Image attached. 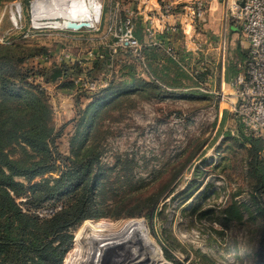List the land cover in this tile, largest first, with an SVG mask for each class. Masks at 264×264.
Instances as JSON below:
<instances>
[{"label":"rangeland","instance_id":"rangeland-1","mask_svg":"<svg viewBox=\"0 0 264 264\" xmlns=\"http://www.w3.org/2000/svg\"><path fill=\"white\" fill-rule=\"evenodd\" d=\"M35 1L0 0L4 62L15 66L22 58L16 65L27 75L15 78L12 94L1 92L0 98L22 104L15 96L20 86L41 91L56 149L84 162L97 154L89 179L99 175L98 183L107 190L97 194L98 185L94 192L96 201L108 206L103 210L106 217L84 220L69 230L71 246L61 264L70 257L79 259L76 249L98 242L106 249L122 237L131 244V250L122 252L129 264H151L158 257L167 264H264V219L252 200L255 178L249 147L239 138V130H245L221 101V93L231 89L219 78L212 86L202 78L196 86L185 76L176 78L172 70L167 71L174 86L161 89L123 50L94 78L64 75L94 59L90 51L110 53L107 49L115 40L110 27L119 26L126 9L142 10L139 4L150 0H95L93 17L72 27L51 26L47 18L35 23ZM216 23L218 35L220 21ZM232 33L229 27L230 65L240 60L237 50L244 51L246 45L239 32ZM130 63L135 69L131 75L124 67ZM152 65L160 70L155 62ZM56 69L61 73L54 77ZM79 77L97 80V88L84 89ZM259 145L264 150V143ZM6 152L10 159L22 158L18 148ZM58 177L59 173H51L30 182L13 179L24 186L45 179L52 185ZM37 196L13 195L23 213L37 217L48 205L65 207L73 195L40 204ZM86 254L85 249L81 258ZM12 261L4 264H20L21 256Z\"/></svg>","mask_w":264,"mask_h":264},{"label":"trees","instance_id":"trees-1","mask_svg":"<svg viewBox=\"0 0 264 264\" xmlns=\"http://www.w3.org/2000/svg\"><path fill=\"white\" fill-rule=\"evenodd\" d=\"M136 35L140 37V28H137ZM165 37L178 38V34ZM3 49L0 45V93L12 94L10 86L15 84L14 79L23 80L27 75L16 65L17 62H22V58L16 60L15 66L6 65L4 60L7 59V54L2 53ZM172 49L174 56L161 42L144 45L142 58L136 61L140 63L141 70L148 74L151 83L161 89L174 86L170 83V70L176 73V78L185 76L184 78L194 81L196 86L199 85L208 70L207 67L202 69L199 66L203 57L199 54L194 56L183 46ZM114 57L104 49L85 66H73L66 70L64 75L70 72L73 75L94 78L97 73L108 69ZM243 59L244 57L240 58ZM160 60L163 62H158ZM154 62L162 65L160 70L153 67ZM232 64L229 66L230 75L237 72L236 64ZM124 67L129 68V75L134 73L135 69L131 63ZM15 91V96L23 100L22 104L10 103L5 96L0 98V264L7 260L15 262L19 256L20 264H61L64 252L71 246L72 236L69 230L84 220L106 217L103 210L108 206L104 208L105 202L96 201L97 195L94 194L100 185L99 175L89 179L92 165L98 163V156H91L89 161L84 162L82 159L73 160L62 155L54 146L55 136L48 124V105L42 98L43 93L30 86L26 89L20 86ZM24 108L27 113H24ZM239 138L243 146L249 147L250 172L255 178L252 200L258 214L264 219V150L259 145L260 141L264 143V136H247L241 128ZM11 147L18 148L22 158L10 159L6 150ZM51 173H59L52 185L45 179L24 186L13 179L23 177L30 182L36 177ZM101 192H107L105 185L101 186L97 194ZM26 193L38 194V204L59 200L71 194L73 196L65 207L61 205L60 212L42 219L23 213L15 203L13 195L21 197ZM2 255L4 256L1 257Z\"/></svg>","mask_w":264,"mask_h":264},{"label":"built area","instance_id":"built-area-1","mask_svg":"<svg viewBox=\"0 0 264 264\" xmlns=\"http://www.w3.org/2000/svg\"><path fill=\"white\" fill-rule=\"evenodd\" d=\"M139 4L143 7L128 8L117 24L110 27L115 40L107 49L116 56L122 50L129 59L141 60L144 45L160 43V36L181 34L182 38L194 43V51L206 49L200 39L199 27L204 25L211 10V1L220 4V32L217 50L222 59L226 55L227 31L239 32L247 44L245 57L237 62L236 74L226 83L229 93H221L228 109L243 126L247 135L253 138L264 136V0H189L175 3L170 0H150ZM141 3V2H140ZM184 15L183 22L173 21ZM140 28L141 38L136 35ZM222 31V32H221ZM171 45L167 51L174 56ZM93 58L96 53L90 51ZM206 60L201 65H206ZM84 89L97 88V80H81ZM107 84V82H105ZM60 204L48 205L38 211V216L47 219L60 212Z\"/></svg>","mask_w":264,"mask_h":264},{"label":"bare ground","instance_id":"bare-ground-1","mask_svg":"<svg viewBox=\"0 0 264 264\" xmlns=\"http://www.w3.org/2000/svg\"><path fill=\"white\" fill-rule=\"evenodd\" d=\"M94 7L95 0H36L34 4H32L33 19L35 23L40 24L45 22H39V20L41 21L44 18L50 19L46 23L55 27L78 26L80 23H86V21L93 17ZM57 18L59 20H57ZM99 243L100 242L93 245L91 248L84 247L83 249H74L81 253V256L82 252L86 249L87 254L84 255V258L82 257L83 259L81 256L77 260L70 257V259H67L66 264H129L127 261L128 256L126 255L125 257L124 255L122 257V252L125 248L129 247L128 250H131V244L127 242L126 238H119L117 244L115 243L116 246L112 244L106 249L104 248L105 246L99 245ZM138 259L136 258V260ZM151 262V264H167L159 257L156 259L153 258Z\"/></svg>","mask_w":264,"mask_h":264},{"label":"crops","instance_id":"crops-1","mask_svg":"<svg viewBox=\"0 0 264 264\" xmlns=\"http://www.w3.org/2000/svg\"><path fill=\"white\" fill-rule=\"evenodd\" d=\"M173 1L175 3H183L189 0H170ZM150 1H148L149 3ZM152 4H156L155 1L150 2ZM211 10L209 11V14L207 15V18L205 20L204 23V27H199L200 30V39L203 43L204 48L206 49V51L203 52H196L194 51V43H192L189 40H185L181 39V41L179 40V38H168L165 36H161L160 37V42L163 43L164 46L166 45H171L174 49L179 48V46H183L185 47L187 50L191 51L192 54L194 56H198V54L200 56L203 57V61L206 60V65H201V63L199 64V66L202 67V69H205L206 67L208 68L207 72L204 74V84L207 81L209 83L210 86L215 85L217 78H219V82L223 85L226 84V82H228L235 74L230 75L229 74V66L230 64L228 63V52H226L225 57L222 59V57L220 56L219 51L217 50V43L219 42V34L215 35L217 32V28H218V23H216L217 21H220V17H221V6L218 3H215L214 1H211ZM186 17L184 15H179L177 17H175V19H171V22L173 21H181L183 22ZM95 23V22H93ZM221 26V24H220ZM209 28V29H208ZM221 28H219L220 30ZM214 32V33H213ZM220 32V31H219ZM234 34V33H232ZM141 38V34L139 35ZM181 37V36H180ZM241 41H239L240 44ZM243 42V41H242ZM244 43V42H243ZM244 51L241 50H237V52L239 54H241L240 58L245 57V51L247 49V44L244 47ZM227 51V50H226ZM228 61V62H227ZM240 61V60H239ZM158 62H163L162 60L158 61ZM236 66L235 69L237 70V61L235 62ZM159 67H161V64H158ZM202 84V83H200Z\"/></svg>","mask_w":264,"mask_h":264},{"label":"water","instance_id":"water-1","mask_svg":"<svg viewBox=\"0 0 264 264\" xmlns=\"http://www.w3.org/2000/svg\"><path fill=\"white\" fill-rule=\"evenodd\" d=\"M60 73H61L60 69H56V71H55V73H54V77L60 75Z\"/></svg>","mask_w":264,"mask_h":264}]
</instances>
